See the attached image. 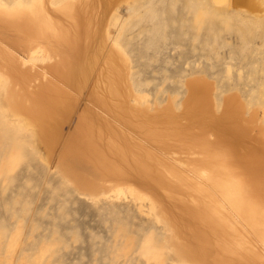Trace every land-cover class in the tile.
<instances>
[{"label":"rangeland","instance_id":"obj_1","mask_svg":"<svg viewBox=\"0 0 264 264\" xmlns=\"http://www.w3.org/2000/svg\"><path fill=\"white\" fill-rule=\"evenodd\" d=\"M0 5V264H264V232L201 164L224 156L241 178L244 150L264 143V0ZM75 41L82 72L65 79ZM199 82L208 103L193 113ZM39 87L66 94L39 95L55 106L46 142L21 105ZM228 110L245 144L219 141L213 119Z\"/></svg>","mask_w":264,"mask_h":264},{"label":"bare ground","instance_id":"obj_2","mask_svg":"<svg viewBox=\"0 0 264 264\" xmlns=\"http://www.w3.org/2000/svg\"><path fill=\"white\" fill-rule=\"evenodd\" d=\"M17 8L19 9H16V10L24 14V17H30L26 20H30L31 23L39 22L42 25H44L46 28L50 29L51 31H54L53 21L50 22L49 20L44 18L42 15L36 16L37 12L33 10L28 11V12L27 11L22 12L20 10V7H17ZM6 10L7 9L0 7V19H5L6 15L8 16V14L5 15ZM14 17L15 16H10L9 18L15 19ZM37 25H39L40 27V24H37ZM80 27H76V29H79ZM20 33L23 34L22 32ZM58 37L63 40L65 38V32L62 30V32L59 33ZM79 43L80 41L79 42L75 41L73 46L68 44L70 48L73 49L74 54L78 57V62L76 64L72 63L71 67H68L69 70L67 72V76L61 73V76L64 77L65 79H70L69 77H74L82 72V64H81L82 60L80 58L81 50H80ZM76 51H79V52H76ZM56 90L57 92H54L50 88L39 87L37 92L32 93L33 94L32 97H27L28 105H27V102L25 104H21L25 108L23 109L25 113L32 117L31 125L33 127H36V125L39 126L40 132L43 133L44 135L43 138L41 137L42 140H45L44 142L49 141L50 139L49 140L47 139L50 136H53L57 132L56 129L51 128L53 125L50 126L49 129L45 128V126L43 125L44 118H48L51 112H53V108H55V106H58V104L66 100L65 99L66 94L64 93V91L61 95H59V89L57 88ZM207 90H208L207 84H204L202 82H199V85H196V86L190 85L189 93L187 95V104H188L189 109L193 113L195 111L200 112L204 107H206L204 104H202V102L205 101L206 103H208V91ZM44 93H46L47 97H50L49 93L51 94L54 93L55 97L59 95L58 98L56 99V102L54 103L55 106H51V104L46 102V100L39 97V95H43ZM23 98H26V97L23 96ZM64 109H65V106H64ZM61 116H62V113H61ZM55 119H56V116H55ZM213 120H214L213 122L214 127L217 129L216 131H218L217 134H219L218 136H219L220 142L227 143V142H233L236 140H240L242 143L245 144V141H243V139H244L245 133H248V131L245 128L238 127L237 123L234 120V117L229 114V110L226 111L224 117H221V116L215 117ZM32 121L36 122L37 124L36 125L32 124L33 123ZM224 136H227V138H224ZM75 138H77V143L80 147L82 143H84L87 149L91 152V154L93 155L97 154L93 152L94 151L93 146L89 143V141L84 140V137L82 134H79V136ZM229 150L231 151L230 148ZM225 156L228 157L226 154ZM202 157H203L201 158L202 160L201 164L203 165L202 171L206 174V178L210 180V183L216 186L220 190V192L225 197V199L229 202L230 206L234 209V211L237 212L239 215L244 216L247 222L251 225V227L252 228L254 227V230L252 229L253 231H256V229H258V231L261 230L264 232V202H263L264 199L260 198V195L258 194V192L253 189V186L249 183V178H248V177L252 178V180L255 182L254 187L257 190L260 188V183L264 182V143L261 144L260 146L258 145L254 147L248 146L244 150L243 158L248 161L247 162L248 167L245 168L241 172L242 173L241 178L236 176L238 174H234V172H231V170L229 169L230 166L228 167V164H227L228 161L223 160L224 156L220 155L218 157V155L211 153V154H204ZM228 159L229 157L226 160ZM247 173H248V177H247ZM263 195H264V192H263ZM247 213H249L250 215H248Z\"/></svg>","mask_w":264,"mask_h":264}]
</instances>
